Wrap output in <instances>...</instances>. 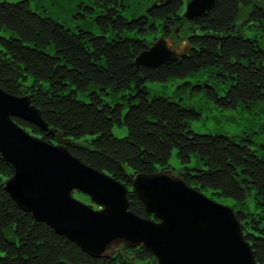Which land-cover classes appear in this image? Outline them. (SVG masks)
<instances>
[{"label": "trees", "instance_id": "16d2710c", "mask_svg": "<svg viewBox=\"0 0 264 264\" xmlns=\"http://www.w3.org/2000/svg\"><path fill=\"white\" fill-rule=\"evenodd\" d=\"M183 5L184 0H165L128 19L122 1L91 0L80 15L92 18L100 30L96 34L66 27L34 9L30 0H0V88L28 94L48 127L69 141L66 147L74 156L126 185L129 209L141 217L156 219L132 189V177L170 168L173 149L188 185L236 203L251 196L264 214V145L256 146L250 134L196 132L190 121L200 118L199 111L168 96H150L146 86L210 71L219 84L227 85L223 94L207 82L184 84L219 109L264 102V46L236 23L241 11L249 9L246 21L261 25L264 9L255 0H215L187 21ZM184 20L189 25L185 55L153 66L135 62L151 44L145 34L159 31L170 38ZM91 85L96 89L90 90ZM108 90L121 93V100L105 101L102 95ZM14 121L56 142L37 125L21 118ZM115 126H124L126 134L116 136ZM193 155L201 167L187 166ZM12 173L11 164L0 156V264H156L141 246H121L109 257L90 256L18 207L3 188ZM235 214L255 261L264 264L263 217Z\"/></svg>", "mask_w": 264, "mask_h": 264}, {"label": "water", "instance_id": "95a60500", "mask_svg": "<svg viewBox=\"0 0 264 264\" xmlns=\"http://www.w3.org/2000/svg\"><path fill=\"white\" fill-rule=\"evenodd\" d=\"M214 1L188 0L184 18L194 19ZM188 51L187 42L175 47L161 35L135 62L153 66ZM14 118L37 125L56 142L31 134ZM68 144L59 130L48 127L28 94L0 88V156L13 167L3 188L35 221L96 258L112 256L121 246H141L156 264H257L235 211L188 185L180 174L169 168L134 174L132 189L156 219L141 217L129 209L126 185L83 163ZM73 191L87 195L100 209L76 199Z\"/></svg>", "mask_w": 264, "mask_h": 264}, {"label": "rangeland", "instance_id": "374dc122", "mask_svg": "<svg viewBox=\"0 0 264 264\" xmlns=\"http://www.w3.org/2000/svg\"><path fill=\"white\" fill-rule=\"evenodd\" d=\"M124 3V15L130 19L145 13V9L153 4L156 0H120ZM187 0H184L182 12ZM91 0H30V5L44 14H48L58 22L64 24L73 30L79 27L90 30L96 34H100V30L89 15L84 17L80 14L84 13L83 6L90 5ZM255 4L264 9V0H255ZM249 9H243L237 19V26L242 28L246 36L258 39L264 46V23L252 24L246 21V13ZM188 22L179 27L177 32H174L170 39L174 46H180L185 43V37L188 34ZM161 36L160 32L147 33L145 39L152 43L157 37ZM188 81L190 84H197L198 82H207L215 87L219 94L227 88L225 84H219L212 78L210 71H201L199 73L191 74L185 78H171L167 82H147L146 86L150 96L159 94L168 96L174 100L182 101L185 105L194 107L200 112L198 120L190 121L193 130L200 133H223L229 136H240L250 134L256 146L264 145V102H258L250 107H237L235 109H219L211 101H209L202 92H195L190 85L184 84ZM183 84V85H182ZM96 87L91 85L90 90H95ZM105 101L114 103L121 100V93H113L108 90L106 94L102 95ZM87 99V97H84ZM112 132L116 136H124L126 128L113 127ZM261 148V147H260ZM169 166L174 173L179 174L182 165L177 158L176 149L172 150L169 158ZM188 167H201L202 164L196 156L191 157ZM206 196L224 205L230 206L234 211H242L247 215H259L263 217L264 214L256 205L253 198L250 196L246 198L243 203H236L233 199L226 197H215L208 190L203 192ZM73 196L86 203L91 204L94 209H100L96 204L90 200L87 195L82 193H73ZM151 260L136 261L135 264H150Z\"/></svg>", "mask_w": 264, "mask_h": 264}]
</instances>
